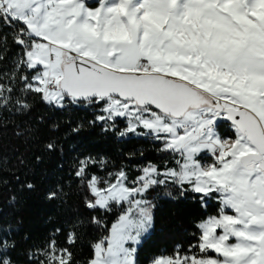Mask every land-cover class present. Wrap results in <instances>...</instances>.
<instances>
[{
    "label": "snow or ice",
    "instance_id": "1",
    "mask_svg": "<svg viewBox=\"0 0 264 264\" xmlns=\"http://www.w3.org/2000/svg\"><path fill=\"white\" fill-rule=\"evenodd\" d=\"M34 97L60 112L91 109L87 127L162 154L134 176L103 157L76 158L83 207L95 213L87 223L100 231L85 264H141L160 192L216 207L195 225V242L149 264H264V0H0V111L29 115ZM57 147L50 140L45 150ZM8 200L0 264H80L73 249L82 222L63 246L23 248L30 237L16 219L19 201Z\"/></svg>",
    "mask_w": 264,
    "mask_h": 264
},
{
    "label": "trees",
    "instance_id": "2",
    "mask_svg": "<svg viewBox=\"0 0 264 264\" xmlns=\"http://www.w3.org/2000/svg\"><path fill=\"white\" fill-rule=\"evenodd\" d=\"M30 102L32 111L29 115L0 111V177L5 182L0 184V207L12 202L5 201V197L10 194L17 197L16 219L23 229L22 237H30L22 244L23 248L32 245L43 247L51 239L63 246L73 223L82 222L84 228L80 230L81 238L73 251L80 264H85L90 255L88 245L100 235V231L87 223L95 213L83 207L84 188L73 174L76 158L88 155L97 159L103 157L110 166L126 167L129 174L134 176L137 169L143 166L145 158L159 161L162 154L157 153L150 143L137 139L119 140L102 133L98 127H87L85 122L92 118L91 109L69 108L60 112L48 108L38 98L34 97ZM81 124H85L82 130L74 132L73 128ZM25 129L30 131L29 137L16 135ZM50 140L57 141L55 153L45 150ZM141 151L144 153L143 158L139 155ZM132 153L137 154L132 157L134 162L127 158ZM22 154L26 156L23 167L19 161ZM35 155L42 156L43 162L35 164ZM59 164L64 167L61 169ZM92 172L104 174L98 168L92 169ZM16 175H20L25 183L35 184V191H21ZM52 188L59 192L56 200L45 198V193ZM154 196L157 224L155 231L138 249L141 264H149L153 256L171 254L177 245L186 249L189 243L195 242L193 234L197 231L195 225L199 219L211 214L216 207L215 201H210L208 208L200 207L191 200L180 203L175 193L174 198L164 196L163 192ZM105 219L110 224L115 216L110 215ZM56 229L61 231L57 232Z\"/></svg>",
    "mask_w": 264,
    "mask_h": 264
},
{
    "label": "rangeland",
    "instance_id": "3",
    "mask_svg": "<svg viewBox=\"0 0 264 264\" xmlns=\"http://www.w3.org/2000/svg\"><path fill=\"white\" fill-rule=\"evenodd\" d=\"M207 159V158H206Z\"/></svg>",
    "mask_w": 264,
    "mask_h": 264
}]
</instances>
